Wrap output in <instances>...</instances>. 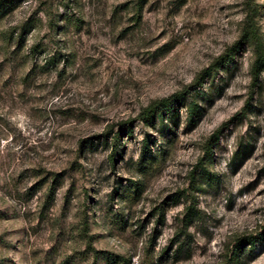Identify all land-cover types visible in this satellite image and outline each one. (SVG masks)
Listing matches in <instances>:
<instances>
[{
	"label": "rangeland",
	"instance_id": "1",
	"mask_svg": "<svg viewBox=\"0 0 264 264\" xmlns=\"http://www.w3.org/2000/svg\"><path fill=\"white\" fill-rule=\"evenodd\" d=\"M250 7L264 40V0H0V264H264V70L191 85Z\"/></svg>",
	"mask_w": 264,
	"mask_h": 264
},
{
	"label": "trees",
	"instance_id": "2",
	"mask_svg": "<svg viewBox=\"0 0 264 264\" xmlns=\"http://www.w3.org/2000/svg\"><path fill=\"white\" fill-rule=\"evenodd\" d=\"M243 43L248 44L253 53V58L250 62V73L253 81L258 79L259 73L261 70H264V40L259 31L258 25L255 21L254 17V8L250 7L248 13L246 14L242 26L240 29L238 39L229 47H227L216 59L213 63H211L208 67L202 69L197 73L195 78L193 79L192 86L193 89L199 87L204 78L210 75V70L213 67L221 66L224 63L231 61L236 53L237 47L242 45ZM187 89L182 91H177L169 96L153 100L149 104H147L142 110L139 112V117L141 119L151 118L153 115L158 116L160 121H163V112L162 109L165 110L167 116H172L174 114V105L175 104H183L184 98L188 95ZM187 106V121H191L196 110L195 105L191 101L186 104ZM218 130H215L212 137L216 135ZM119 139L120 133H114L110 140L111 151L108 155V160L112 164L115 160V154L119 147ZM144 147L146 146V142L143 143ZM211 144L212 142L207 141L205 150L207 154L211 152ZM145 149V148H144ZM144 151V150H143ZM260 235L264 236V223L260 225ZM262 237V236H261ZM256 241V236H247V237H239L235 238L233 244L229 247V255L228 260L231 264H238L239 258L242 252L244 251L245 246L252 247Z\"/></svg>",
	"mask_w": 264,
	"mask_h": 264
}]
</instances>
